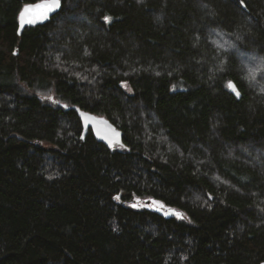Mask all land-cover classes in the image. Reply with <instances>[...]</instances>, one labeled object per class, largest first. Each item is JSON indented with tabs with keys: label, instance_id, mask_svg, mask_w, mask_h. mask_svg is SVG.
I'll use <instances>...</instances> for the list:
<instances>
[{
	"label": "trees",
	"instance_id": "1",
	"mask_svg": "<svg viewBox=\"0 0 264 264\" xmlns=\"http://www.w3.org/2000/svg\"><path fill=\"white\" fill-rule=\"evenodd\" d=\"M40 1L0 0V264H262L264 0H61L19 35Z\"/></svg>",
	"mask_w": 264,
	"mask_h": 264
},
{
	"label": "water",
	"instance_id": "2",
	"mask_svg": "<svg viewBox=\"0 0 264 264\" xmlns=\"http://www.w3.org/2000/svg\"><path fill=\"white\" fill-rule=\"evenodd\" d=\"M43 2H48V0L40 1L38 3L31 4V5H28L26 7L34 6L36 4L43 3ZM61 5H62V3H61ZM61 9H62V7H61ZM60 11L58 13L53 12L50 15V17L47 19L38 18L31 25L27 24V23L21 24V21L19 19L18 34L22 35L23 31L26 28L34 27V26H38V25H45V24L49 23L57 14L60 13ZM230 88L236 95H237V93H239V97H240V95H241L240 91H239V89L235 83H233V82L230 83ZM78 112H79V115L83 121V134H82L83 140L85 139V137L87 136V134L91 130L93 132L95 138L97 139V141L104 144L108 148H113L116 144H122V141H123L122 131L120 129H118L113 123H111L108 119H106L104 117H98L94 114L82 112L80 110H78ZM109 140L113 141L111 146L109 144ZM262 264H264V262Z\"/></svg>",
	"mask_w": 264,
	"mask_h": 264
},
{
	"label": "snow or ice",
	"instance_id": "3",
	"mask_svg": "<svg viewBox=\"0 0 264 264\" xmlns=\"http://www.w3.org/2000/svg\"><path fill=\"white\" fill-rule=\"evenodd\" d=\"M61 0H48V2H43L36 4L34 6L25 7L23 11L20 13L19 19L21 24H33L38 18L47 19L53 12H59L61 10ZM108 18H106L107 20ZM237 97H239V93H237ZM113 141L109 140L110 146ZM119 199V197H116ZM179 218H183L181 214L176 213Z\"/></svg>",
	"mask_w": 264,
	"mask_h": 264
}]
</instances>
